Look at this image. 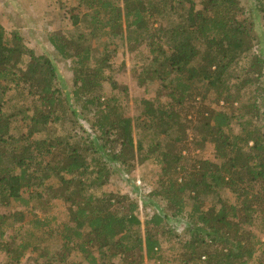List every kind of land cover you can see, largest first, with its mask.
I'll return each mask as SVG.
<instances>
[{"label":"trees","instance_id":"16d2710c","mask_svg":"<svg viewBox=\"0 0 264 264\" xmlns=\"http://www.w3.org/2000/svg\"><path fill=\"white\" fill-rule=\"evenodd\" d=\"M76 9L71 24L84 32L48 35L51 58L0 25L3 264H169L162 227L181 221L187 200L180 264H264L249 230L264 232V0H76ZM124 45L139 62L137 86L155 93L136 127L110 69ZM55 62L69 64L70 88ZM18 93L30 106L9 111ZM189 143L211 144L213 161L186 162ZM146 161L161 169L150 196L169 215L150 203L142 235L135 201L97 193Z\"/></svg>","mask_w":264,"mask_h":264},{"label":"rangeland","instance_id":"374dc122","mask_svg":"<svg viewBox=\"0 0 264 264\" xmlns=\"http://www.w3.org/2000/svg\"><path fill=\"white\" fill-rule=\"evenodd\" d=\"M251 2V0H247ZM80 12L76 9V0H0V25L4 28L6 36H9L12 31H18L21 33L24 39V43L27 49L34 51L36 54H44L48 57L54 56V51L48 43V35L53 33L65 34L67 36H76L79 33L84 32L82 28L78 29L71 24V15ZM82 13V12H80ZM119 41L117 42L118 45ZM119 45H122L121 42ZM125 49V50H124ZM124 49H119L117 58L111 60L110 69L113 72L115 80L120 85H126L128 93L126 101L122 102L125 105L126 112L132 118V123L136 127V118L139 115V107L142 99L152 100L155 96L154 91L146 93L144 89L137 86L135 77L140 70H138L139 62L133 59V57L127 52L125 45ZM58 75L70 88L72 86V74L69 71V64L64 62H55ZM136 71H138L136 73ZM136 73V74H135ZM105 92L110 93L112 90L108 85H104ZM118 93V91L114 92ZM120 98H124L120 96ZM30 106V99H24L18 93L14 94L11 98V109L9 111H15L24 107ZM137 132H135V139ZM193 137V136H191ZM188 152H186V162L192 165V162L199 159H208L213 161V146L207 144L202 151L196 150L192 144H186ZM190 169V167H188ZM187 168V169H188ZM163 177L159 165L153 161H146L142 164H134L130 171L123 172L118 170L116 174L111 178L108 185L102 192L97 193L101 195L103 193L119 194L129 198V201H135L138 205L137 215L140 225V232L142 235L143 224L146 220H149L154 213V204L158 207L160 214L164 212L169 215L163 202L159 199H152L151 194L154 191H159L158 181ZM223 194V195H222ZM222 198L233 202V197L228 192L222 193ZM145 199V200H144ZM212 200H207L205 209L211 207ZM191 202L186 201V207L184 210L181 221L171 220L170 217H165L166 221L163 225L165 236L160 238V249L163 250L164 256L170 261L169 264H180L177 261V256L182 250V244L189 240L188 234L184 230L178 231L176 228L180 227L182 221L185 222L187 215L191 211ZM160 209V210H159ZM54 214L57 215L59 221H64L67 218V212L60 201L57 202L56 207L53 209ZM165 216V215H164ZM249 230L258 236V238L264 244V232L261 231L259 225L249 228ZM4 263V259L0 256V264ZM22 264H34L31 256L25 258ZM144 264H152V262H144Z\"/></svg>","mask_w":264,"mask_h":264}]
</instances>
